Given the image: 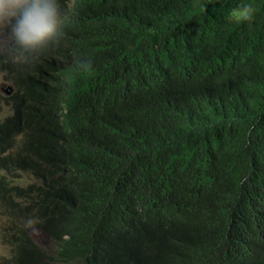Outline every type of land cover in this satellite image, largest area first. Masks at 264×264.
Wrapping results in <instances>:
<instances>
[{
	"label": "trees",
	"instance_id": "16d2710c",
	"mask_svg": "<svg viewBox=\"0 0 264 264\" xmlns=\"http://www.w3.org/2000/svg\"><path fill=\"white\" fill-rule=\"evenodd\" d=\"M58 4L57 31L27 52L30 61L18 65L13 36L0 54L19 102L5 125L29 112L35 132L22 134L18 152L15 135L0 139L9 149L0 168L12 173L19 158L48 180L63 210L46 229L59 243L55 256L22 243L11 263L97 264L112 254L115 264H264V0ZM245 4L252 19L231 20ZM103 169L117 180L93 187ZM77 172L90 183L66 176ZM19 188L11 182L5 192L30 197L23 211L41 203L47 212L40 188ZM113 222L119 229L104 233ZM184 250L187 261L174 256Z\"/></svg>",
	"mask_w": 264,
	"mask_h": 264
},
{
	"label": "rangeland",
	"instance_id": "374dc122",
	"mask_svg": "<svg viewBox=\"0 0 264 264\" xmlns=\"http://www.w3.org/2000/svg\"><path fill=\"white\" fill-rule=\"evenodd\" d=\"M9 21L8 20H4V21H0V53L3 51V49L7 46L8 42L11 39V23L7 24ZM141 24H146L145 22H142ZM9 25V26H8ZM15 46V45H14ZM14 46L11 47L10 51L12 52L14 49ZM35 49H25L20 47V51L15 54L16 56H21L20 59V63L19 65H21V63H25L30 61V59L34 56L29 55L27 52L28 51H32ZM23 53V54H22ZM24 58V61H22ZM21 73V72H18ZM4 77V73L1 71L0 68V93L3 94V96L1 97H7L9 96V94H7L4 91L8 90L6 89L7 87H10V85L6 84L3 79ZM7 85V86H4ZM6 89V90H5ZM12 93V91H11ZM11 97H13L15 99L12 100L15 103H18V99L16 96V93H14ZM103 97H106L105 94L103 93ZM89 110L86 111V115L88 113ZM9 113V106L6 103V101H4L3 99L0 98V123H1V119L4 118L7 114ZM225 117L227 118H232L233 115H225ZM31 118V114L28 112V117L26 119H30ZM25 119V120H26ZM254 120L253 119H249L248 121ZM238 122H242V119H238ZM249 123V122H248ZM253 125V121H251L248 124V128H250ZM254 130H257L256 126L254 127ZM7 133L2 132L0 133V136H6ZM6 147L0 148V157H2L5 153L6 150L4 149ZM3 149V150H2ZM90 155L91 156H95L97 157L100 152H98V148H94V147H90L87 148ZM150 156L148 153H143L142 156ZM103 163L106 165V161L103 158L102 159ZM157 160L153 161L152 159H150L148 161V163H156ZM194 163L192 162L190 164L191 167L187 168V169H194ZM187 169L185 171V173L187 172ZM133 171H135L133 169ZM180 171V170H179ZM176 172V176L178 171ZM188 174V173H186ZM98 177L94 178L93 181L91 182V185L93 187H96V184H104L106 181L112 179V180H117L116 179V175L113 174L111 172V170H108V172H104L103 170H100L97 172ZM68 178H70V180H72L74 182V184H78L80 183L81 185L84 184H89L90 182L86 180L85 174L82 172H77L75 175H66ZM176 176L172 179V181L175 180ZM187 176V175H186ZM13 178V179H12ZM191 178V177H190ZM192 179V178H191ZM197 179V177L195 178ZM126 180V179H124ZM193 180V179H192ZM14 182L15 184H19L23 190L24 188H26V186L28 184H30L32 181L28 180L27 178L21 176L17 179H15L14 177H10L7 180L5 179L4 176L0 175V264H11L10 263V256L12 254V252L10 251V249L14 248L16 246V248L14 249V251L18 248V246L22 243H24V246H26V244L28 243V245H34L36 244L39 251L44 252L46 255L45 257H54L56 254V251L59 249V243L56 241H53L51 238L48 237L49 235V231H47L46 229L53 225L54 221L56 220V218L59 216V214H63V210L61 211V206L56 202V200L52 197L51 193L44 188L43 186V182H40V191L41 193L44 194V201L43 203L46 206V214L44 215H33V214H29L26 215L25 211L22 210V204L23 207L27 204V202L30 200V197H26L24 196L21 199V202H19L20 198L18 197V190L17 193L15 192H10V193H6V189L9 187V184L11 182ZM194 181V180H193ZM195 182V181H194ZM111 186V183H110ZM90 188L89 190H86L87 193L93 192L95 190V188ZM115 190L117 189V184H115ZM168 192H170L171 190L166 189ZM35 193H38L37 191L33 190ZM24 193V192H22ZM165 194H169V193H165ZM5 198V199H3ZM125 204V202H123V205ZM212 212V211H211ZM21 214H25L26 216L23 217L21 216ZM101 215H107L104 211H101L100 213ZM212 215H217V212L215 213V211H213ZM95 215H92V218H94ZM98 217V216H97ZM96 217V221L94 222L95 225L97 226H101V223L99 222V219ZM92 218H88L89 224H92L93 219ZM29 219H32L34 221H36V223L32 226V227H26V223ZM135 219L134 216H130L127 219V224L128 227H136L137 225V221L136 222H132ZM132 222V223H131ZM119 229V224L118 223H114L112 227L107 228L104 230V233H108L110 231H117ZM22 234H25L26 236L21 238ZM104 242H103V246L102 248H108V250H110V252H114V248L116 245L112 246V248L110 249L108 246V240L106 238H104ZM120 244L122 246H126V241H119ZM27 245V246H28ZM35 246V245H34ZM176 256L178 259H183L185 260V258L187 257L185 255V250L182 252L181 255H174ZM126 258V256H125ZM124 258V260H125ZM122 261V260H121ZM187 261V260H185ZM59 264L63 261H58ZM97 264L98 263H104V264H115V259L113 257V255H108L106 256L105 254H101L97 257L96 259ZM71 264V263H69ZM74 264V263H72Z\"/></svg>",
	"mask_w": 264,
	"mask_h": 264
},
{
	"label": "clouds",
	"instance_id": "9594fccd",
	"mask_svg": "<svg viewBox=\"0 0 264 264\" xmlns=\"http://www.w3.org/2000/svg\"><path fill=\"white\" fill-rule=\"evenodd\" d=\"M253 11L251 5L245 4L231 9L229 17L236 23L250 21L253 16ZM4 20L9 21L7 24L11 23V34L18 46L25 49L37 50L39 45H42L51 39L57 31L60 20V7L58 0H0V21ZM5 92L9 94L7 97H11L14 94L13 92L11 93V90L9 89ZM0 128L2 130H0V133L4 131L7 133L6 136H0L2 141H10L13 135L27 133L35 134L31 119H26L17 125L0 124ZM4 149L6 150V153L9 151L7 147ZM18 164L19 166L15 168V171L12 173L0 168V175L4 176L5 179L10 177L17 179L23 176L28 180H31L32 182L30 184H33L36 188H40V182H43L45 189L52 188L48 180L43 178L36 171L30 168L23 169L25 163H22L19 158ZM18 186L20 185L18 184ZM19 189L23 188L20 186ZM19 202H21V200H19ZM42 209H44V205L40 203L38 207L35 206L32 208V211L25 213L26 215H29L30 213L37 215L33 212L38 211L40 215L46 214ZM26 215L21 214L23 217ZM35 223L36 221L29 219L26 223V227H32ZM114 223L115 222H113V224ZM140 227V229H144L141 224ZM10 251L13 252L14 250L11 248Z\"/></svg>",
	"mask_w": 264,
	"mask_h": 264
},
{
	"label": "bare ground",
	"instance_id": "6f19581e",
	"mask_svg": "<svg viewBox=\"0 0 264 264\" xmlns=\"http://www.w3.org/2000/svg\"><path fill=\"white\" fill-rule=\"evenodd\" d=\"M9 26V25H8ZM10 36H11V39H10V41L8 42V44H7V46L4 48V49H6L7 47H9L10 46V44H11V40H13L12 38V34H10ZM4 49H3V51H4ZM2 51V52H3ZM1 52V53H2ZM0 53V54H1ZM5 61V60H4ZM17 60L15 59V61H14V59L11 61L12 63H15ZM4 63V62H3ZM18 65H19V62H18ZM1 68V71L4 73V77H3V79L5 80L4 82L6 83V84H8V85H10V87H7L6 89H9V90H11L13 93H17V89H16V86H15V84H14V81H13V79H12V76H11V73H12V71H9V66L7 65V64H5L4 65V67H0ZM4 86H7V85H4ZM5 89V90H6ZM4 94H5V91H4ZM0 95L1 96H3V94H1L0 93ZM0 96V98L1 99H3L4 101H6V103L8 104V106H9V113L4 117V118H2L1 119V123L2 122H4V124H6V123H14V122H16V120H15V115H16V110L19 108V104L18 103H15V102H13L12 101V99H10V97H1ZM14 101H15V99H14ZM12 140V139H11ZM13 142H15V143H12L11 145H13V149L16 151V152H18V150H19V148L21 147V143H22V141H23V135L22 134H18V135H15V136H13V140H12ZM3 169V168H2ZM12 183H14L13 181H12ZM15 184V183H14ZM17 185V184H16ZM18 186V185H17ZM20 187V186H19ZM120 218V217H119ZM123 229V228H122ZM135 251V250H134ZM11 257H12V254H11V256H10V263H11ZM12 264V263H11Z\"/></svg>",
	"mask_w": 264,
	"mask_h": 264
}]
</instances>
